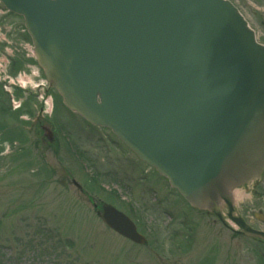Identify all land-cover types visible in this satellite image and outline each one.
Returning a JSON list of instances; mask_svg holds the SVG:
<instances>
[{"label":"water","instance_id":"95a60500","mask_svg":"<svg viewBox=\"0 0 264 264\" xmlns=\"http://www.w3.org/2000/svg\"><path fill=\"white\" fill-rule=\"evenodd\" d=\"M25 17L65 104L108 126L195 208L227 207L264 172V45L229 0H1ZM105 222L137 243L112 205Z\"/></svg>","mask_w":264,"mask_h":264},{"label":"rangeland","instance_id":"374dc122","mask_svg":"<svg viewBox=\"0 0 264 264\" xmlns=\"http://www.w3.org/2000/svg\"><path fill=\"white\" fill-rule=\"evenodd\" d=\"M231 1L264 43V0ZM2 9L0 2V60H5V69L19 76V83L25 78H29L28 85L43 81L41 74L30 80L34 72L38 73L32 57L31 62L28 59L30 43L19 29L11 37L8 27L3 28L4 23L9 28L17 26L20 19ZM11 38L15 43L11 49L1 50V44ZM4 56H12L17 64L12 65ZM50 94L53 110L45 104L42 115L49 121L63 120L64 134L74 142L80 165L72 160L65 145L62 160L40 142L37 151L31 147L30 141L36 138L29 131L30 120L24 109H34L37 103L39 107L36 99L27 98L19 111L9 109L7 98L0 102V264H263L264 246L258 242L242 238L231 241L222 233L217 244L206 247V239H202L210 230L207 225L219 227L212 218L191 212L178 192L136 157L128 155L120 160L100 138L109 135L108 131L88 124L70 112L59 95L46 93ZM69 175L82 185L81 191L67 180ZM149 185L159 187L153 191ZM114 193L119 200L111 198ZM104 202L125 212V203L131 205L127 213L148 243L136 245L112 231L99 215ZM239 203L247 218L254 211H264V180L254 196L248 195ZM188 213L196 218L193 223L204 229L193 248L188 246L183 230H187L183 216ZM174 215L177 218L173 220Z\"/></svg>","mask_w":264,"mask_h":264},{"label":"flooded vegetation","instance_id":"af4514ba","mask_svg":"<svg viewBox=\"0 0 264 264\" xmlns=\"http://www.w3.org/2000/svg\"><path fill=\"white\" fill-rule=\"evenodd\" d=\"M15 31L16 29L11 28V32H12L11 36L15 35ZM14 44L15 43H13L12 45ZM25 62H28L27 58L25 59ZM16 64H17L16 59L12 58V65H16ZM12 90L13 91L11 92L12 94H14L15 97L19 96L22 93V90L19 85L13 87ZM50 91L51 90H49L48 92ZM10 94L11 93H9L8 95V93L4 91L3 84L0 83V102L4 101L7 98L8 103H9L11 100ZM31 94L37 95V93H33L30 91V93L27 94L26 98H29ZM24 105L25 103L20 104V108L24 109ZM9 109H11L10 106H9ZM35 109H37V111ZM43 109L44 108L42 104L41 105L39 104V107H38V104L37 105L35 104L34 109L32 108L24 109L25 111L28 112V116L30 120L29 131L32 133L34 132L33 135L35 136L34 138H36L35 141H30V143H32L30 145L34 148L35 151H37V146L39 145V142H40V145H43L44 148L49 149L51 151V154L55 156L57 160H62L60 157L62 156V153H63V147H64L63 143L64 142H63V138L61 137L60 133L65 130L63 120L62 119H55V120H50V121L47 120L45 117H43L44 115H42ZM104 131H108L107 134H109L107 136L100 137L102 138V142L105 144V147H107L110 151H116L120 160L127 159V149L123 145V143L120 140H118L110 130H104ZM69 143H70V146L73 148L74 153L77 154L78 151L74 145V142L70 141ZM68 177H69L67 179L68 181L73 180V178H71L70 175ZM251 190L253 191V193L257 191V188H255V185L251 187ZM243 211H244V208H243ZM203 214L209 218H212L214 224L219 225L217 229H213L207 225L208 229L210 230L208 233L206 230V233H205L206 236L205 238L202 239V242L204 241V239H206L205 241L206 247H212L213 245L217 244L221 239L222 233H226V237L228 238V240L230 239L231 241H237L238 238H240L239 235L230 228V226H232V223L230 221L227 220V225H224V223L221 222L217 217L210 215L208 213H203ZM242 214L245 218H247L243 212ZM248 221L251 223L253 227L264 229L263 228L264 225L263 227L255 225L256 224L255 222H260V223L264 222V213L261 214V211L260 213H257L254 211L252 216L248 218ZM203 233H204V229L202 231V235Z\"/></svg>","mask_w":264,"mask_h":264},{"label":"bare ground","instance_id":"6f19581e","mask_svg":"<svg viewBox=\"0 0 264 264\" xmlns=\"http://www.w3.org/2000/svg\"><path fill=\"white\" fill-rule=\"evenodd\" d=\"M2 61H3V60H2ZM27 82H29V80L24 79V80L21 81V84H23V85L25 86V84H26ZM48 103H49V104L52 103V99H51V98L48 99ZM199 236H200V233L197 235V237H199ZM128 241L131 242V243H133V242L130 241L129 239H128Z\"/></svg>","mask_w":264,"mask_h":264}]
</instances>
